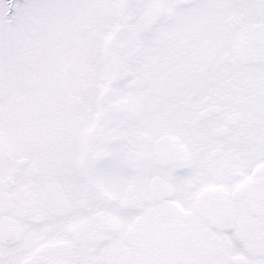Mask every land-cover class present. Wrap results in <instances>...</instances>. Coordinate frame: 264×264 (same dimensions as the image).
Here are the masks:
<instances>
[{"label": "snow or ice", "instance_id": "1", "mask_svg": "<svg viewBox=\"0 0 264 264\" xmlns=\"http://www.w3.org/2000/svg\"><path fill=\"white\" fill-rule=\"evenodd\" d=\"M0 264H264V0H0Z\"/></svg>", "mask_w": 264, "mask_h": 264}]
</instances>
